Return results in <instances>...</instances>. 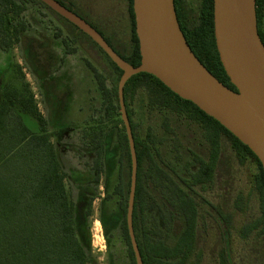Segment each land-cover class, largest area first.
Wrapping results in <instances>:
<instances>
[{"label": "trees", "instance_id": "trees-1", "mask_svg": "<svg viewBox=\"0 0 264 264\" xmlns=\"http://www.w3.org/2000/svg\"><path fill=\"white\" fill-rule=\"evenodd\" d=\"M56 1L91 25L127 64L132 67L140 64L132 0H127L126 40L115 33H106L70 2ZM30 2L46 7L38 0H0V51L8 53L20 42L28 28L23 13ZM173 3L179 27L195 57L220 83L236 91L216 50L213 0H199L196 17L189 0ZM53 13L71 26L72 34L77 32L99 50L115 72V78L108 86L105 76L91 67L102 104L97 124L88 125L80 139L81 151L91 162L87 163L92 173L89 181H76L64 167L61 149L68 145L62 143L66 130L52 125V118L48 121L42 115L31 91L26 87L20 91L3 90L0 264H96L90 224L101 182L104 194L98 221L110 248L107 264H118L111 250L114 230L126 246L129 264H135L126 224L131 161L117 97L122 71L87 35ZM256 18L264 45V0H256ZM140 95L145 102L137 119L129 101L134 102ZM123 99L137 159L132 228L142 264H201L204 258L197 255V247L203 239L201 229L207 217L222 241L218 264H241L248 259H253L254 264H264V171L256 156L217 121L179 98L152 75L139 73L130 77L124 85ZM22 114L36 121L37 131L24 124ZM106 121L114 125L117 156L111 151ZM225 142L240 160L249 158L254 163L256 173L251 176L250 193L251 190L257 193L263 205L259 217L242 229L245 235L255 232L256 246L242 251L239 262H236L239 253L233 254L231 249L233 215L227 208L231 205L237 212L248 207V200L230 191V169L222 149ZM106 202H114L115 209L109 210Z\"/></svg>", "mask_w": 264, "mask_h": 264}, {"label": "rangeland", "instance_id": "rangeland-1", "mask_svg": "<svg viewBox=\"0 0 264 264\" xmlns=\"http://www.w3.org/2000/svg\"><path fill=\"white\" fill-rule=\"evenodd\" d=\"M89 21L102 28L106 33H115L120 39L128 38L127 0H65ZM197 16L199 0H189ZM197 10L195 11V9ZM23 18L28 26L20 42L8 53L0 51V95L5 88L18 91L24 87L34 95L39 111L52 125L65 129L62 143H68L61 149L64 167L70 171L76 181H89L92 173L87 163L89 157L81 151V136L88 125H95L101 117L102 97L93 78V70L105 76L106 85L115 78V72L105 57L85 37L80 36L71 26L62 21L52 10L30 2ZM264 30V21H263ZM129 108L137 112V119L144 109V97L129 101ZM24 124L32 131L38 125L30 116L21 115ZM109 130L111 151L117 156L115 129L112 121H106ZM223 154L230 172V186L234 195L241 194L248 200V207L237 212L230 205L227 212L233 217L230 224V240L232 253H239L236 262L242 258L241 252L253 249L255 232L245 235L242 231L263 210L259 195L250 189L252 175L256 173L254 163L245 158L240 160L229 143L222 144ZM116 170V165L111 166ZM104 188L102 182L93 202V215L90 224V243L96 264H107V253L110 248L103 237L101 224L98 221L99 207L102 202ZM249 196V197H248ZM247 197V198H246ZM109 210L115 209L114 202L108 204ZM106 207V206H105ZM201 229L202 241L197 247V255L204 259L201 264H218L217 256L222 248V241L213 222L206 218ZM255 244V245H254ZM254 245V246H253ZM111 250L118 264H129L126 246L118 231L114 230L111 239ZM247 251V252H248ZM249 261V262H248ZM241 264H254L248 259Z\"/></svg>", "mask_w": 264, "mask_h": 264}, {"label": "water", "instance_id": "water-1", "mask_svg": "<svg viewBox=\"0 0 264 264\" xmlns=\"http://www.w3.org/2000/svg\"><path fill=\"white\" fill-rule=\"evenodd\" d=\"M38 1L87 35L122 71L117 97L131 161L126 224L135 264H142L132 228L137 159L124 85L139 73L152 75L248 147L264 171V45L257 31L256 0H213L216 50L236 91L220 83L195 57L179 27L173 0H132L140 52L137 67L122 60L91 25L59 2Z\"/></svg>", "mask_w": 264, "mask_h": 264}]
</instances>
